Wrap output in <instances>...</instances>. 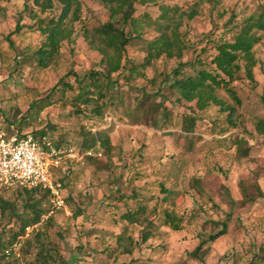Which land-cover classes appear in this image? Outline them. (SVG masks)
Returning <instances> with one entry per match:
<instances>
[{
    "label": "rangeland",
    "instance_id": "1",
    "mask_svg": "<svg viewBox=\"0 0 264 264\" xmlns=\"http://www.w3.org/2000/svg\"><path fill=\"white\" fill-rule=\"evenodd\" d=\"M78 2L79 18L71 23V39L62 42L51 65L40 69L32 55L44 36L27 27L37 19L57 15L59 3L52 0V8L41 12L32 0H0V126L13 133L18 128L22 134L44 131L46 137L74 153L84 151L85 133L94 136L104 130L110 141L106 150L98 148V143L96 152L90 151L92 159L63 161L56 175L63 179L62 185L58 184L63 206L58 210L41 193L3 194L23 218L32 215L26 206L34 200L51 215L46 226L26 229L13 256L0 259V264H200L190 253L208 234L219 231L222 223H226L227 233L201 247V251L208 247L205 264L254 262L258 249L264 247V135L255 133L256 123L264 120V32L257 33L261 41L253 47L257 61L253 82L241 69L231 84L239 105L224 91H217L222 109L211 105L199 111L193 103L177 102L178 95L164 76L172 78L180 63L199 60L207 65L216 54L213 45L231 41L246 19L264 11V0H163L185 13L191 9L197 12L192 20L186 15L181 20L175 18L180 20L179 33L187 45L183 58L154 60L128 81L117 76L123 70L113 74L118 86L103 101L112 98L116 103L123 92V107L104 110L102 118L90 117L88 110L76 113L70 93L63 96V87H58L62 80L73 83L71 72L83 75L104 69L92 29L108 21V7L98 0ZM135 8L137 16L155 20L159 15L154 3ZM71 18L72 12L67 20ZM17 24L22 26L20 34L10 36ZM141 32L143 39L157 35L153 26L146 24ZM142 46L143 41L137 40L126 48L122 56L125 69L128 61L142 62ZM193 70L191 66L181 69L187 75ZM142 91L153 98L152 104ZM50 93L55 104L43 110L32 106ZM159 101L169 111V122L158 112ZM134 106L142 108L139 124L130 123L132 118L125 115L126 108ZM148 108L149 117L145 114ZM185 116L197 119L193 134L180 130ZM7 122L12 124L8 129ZM235 139L245 141L246 157H241ZM117 189L129 196L115 200ZM132 210H141L137 223L120 218ZM164 212L181 217L179 231L162 224ZM74 214L78 216L74 218ZM12 216L10 211L0 212L1 242L20 230V221ZM148 224L155 230L142 243L141 233ZM125 248L131 252L124 254Z\"/></svg>",
    "mask_w": 264,
    "mask_h": 264
},
{
    "label": "trees",
    "instance_id": "2",
    "mask_svg": "<svg viewBox=\"0 0 264 264\" xmlns=\"http://www.w3.org/2000/svg\"><path fill=\"white\" fill-rule=\"evenodd\" d=\"M100 3L108 7L109 16L108 21L92 29V41L96 45L95 49L101 55V64L104 66L103 71L95 72L91 71L83 75L76 73H69L73 77V83L60 81L58 87H63V96L66 93H70V104L76 106L75 112L78 114L84 113L88 110L90 117L102 118L104 110L111 109L113 111L123 107V92H119L116 97V103L114 100L107 99L103 101L107 94L118 86V80L112 77L113 74L124 78L126 81L132 78L134 73L139 72V69H146L152 65L154 60L160 59H177L181 60L187 45L184 43L179 33V23L185 15L189 20H192L197 12L191 9L188 13L181 11L176 6H169L162 2L163 0H98ZM34 6L38 7L41 12L50 10L53 6L52 0H32ZM61 10L57 15H52L47 19H37L34 25L29 28L31 31L37 30L44 36V42L40 48L36 50L32 58L36 61V65L40 69L47 68L53 63L59 49L64 41L71 39L73 29L71 23L78 20V14L80 11V5L78 0H57ZM147 3H154L158 7L159 15L157 19L151 20L147 16H137L136 5H143ZM72 12L71 20H67L68 14ZM175 18L180 20L176 21ZM143 24L147 26H153V29L157 33L152 39H143V33L141 32ZM22 26L16 25V28L10 36L20 34ZM258 32H264V11L257 15L251 16L246 19L243 26L235 34L231 41H220L215 43L213 47L216 50V54L209 61L207 65H204L201 61L196 63H185L186 65L179 64L172 71V78L164 76V81L169 83V88L176 92L178 98L177 102L184 101L187 103H193L194 107L199 111H204L211 105L219 106L221 109L223 103L218 99L216 92L224 91L236 104L239 105V99L232 87V83L237 80L238 75L243 69L245 78L250 82H253V68L256 66L257 61L253 55V47L261 41V36ZM143 41L142 48L144 49V57L141 63L129 62V68L125 69V64H122V56L128 46H131L134 41ZM127 60V58H124ZM244 64L241 66L240 62ZM199 66L198 69L195 66ZM185 66H191L194 68L193 74H183L181 69ZM127 70V72H126ZM143 97L147 98V101L152 104L153 98L150 95L144 94ZM158 95L160 93H157ZM50 93L43 101L34 103L32 106L43 110L46 107L55 104L51 98ZM162 99L164 97L162 96ZM61 100V97L60 99ZM135 100V99H134ZM136 99L134 102H136ZM163 101L158 102V112H162L161 115L165 122L170 119L169 111L165 108ZM141 106H137L133 109L126 108V116L130 119V123L139 124L142 120L138 119V112L141 110ZM225 110V109H223ZM232 111V110H231ZM146 115H150V108L145 112ZM231 113L227 116L230 118ZM147 117V118H148ZM25 118V117H23ZM24 120V119H22ZM169 122V121H168ZM166 124V123H165ZM12 125L7 122L6 128L8 129ZM197 126V119L193 116L183 117L181 124V132L184 134H193ZM20 128L17 129L16 134L18 136H25L22 134ZM224 134L225 131H219ZM13 133V131H11ZM255 133L258 135H264V120H259L255 125ZM34 136H47L44 131H36L30 133ZM84 144L82 146L84 151L96 152L97 144L98 148L109 149L110 141L106 135V131L100 130L94 136L92 133H85ZM57 146L58 142L49 137ZM234 144L238 146V151L242 153L241 157H246L248 149L245 147L246 143L242 139H235ZM92 159L90 157H86ZM62 165V164H61ZM61 165L54 171L55 181L57 184L63 182L62 178H56V175L61 170ZM118 190V189H117ZM258 194L260 190L256 188ZM134 191V190H132ZM15 192L16 196L28 195L32 196L36 193L47 194L39 190H9L0 194V212L10 211L13 213L12 218L16 221H20V230L14 232L11 239L7 242L0 241V259L13 256L14 248L20 244L21 238L25 236L26 229H30L40 225H47L50 216L42 223V219L48 214V209H42L39 206L38 201H32L31 204L26 207L30 209L32 215L29 217H22L16 212L14 202L4 198V193ZM119 195L113 198L121 199L128 197L129 195L121 193L118 190ZM135 197V194L130 195ZM48 197V196H47ZM130 197V198H131ZM141 210H132L120 215L123 221L130 224H135L139 220ZM78 215L74 214V218ZM181 217L177 218L172 213L164 212L162 224L169 227L173 231H179L181 229ZM148 224V226L141 233V242L145 243L153 234L154 228ZM216 226H219L216 224ZM227 233L226 223L221 224V229L217 232H213L207 235L206 239L200 243L191 253L190 256L197 260L200 264H205L204 256L207 255L208 247L201 251V247L207 243L215 241L217 238ZM39 234L37 235V240ZM120 243V241H118ZM39 252L38 255H41ZM124 254L130 253L128 249H123ZM251 264H264V247L258 249V254L254 256V262Z\"/></svg>",
    "mask_w": 264,
    "mask_h": 264
},
{
    "label": "built area",
    "instance_id": "3",
    "mask_svg": "<svg viewBox=\"0 0 264 264\" xmlns=\"http://www.w3.org/2000/svg\"><path fill=\"white\" fill-rule=\"evenodd\" d=\"M90 151L77 153L57 146L46 136H18L0 126V194L17 189L39 190L50 198L53 209L63 206L54 171L66 159L91 157ZM51 215L49 212L42 223Z\"/></svg>",
    "mask_w": 264,
    "mask_h": 264
}]
</instances>
